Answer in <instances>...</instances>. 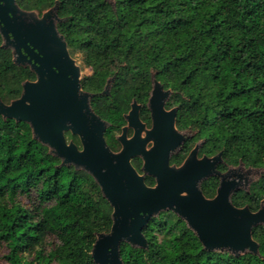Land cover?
Listing matches in <instances>:
<instances>
[{"label": "trees", "instance_id": "trees-1", "mask_svg": "<svg viewBox=\"0 0 264 264\" xmlns=\"http://www.w3.org/2000/svg\"><path fill=\"white\" fill-rule=\"evenodd\" d=\"M39 8L53 0H34ZM59 0L58 25L75 44L83 66L114 68L110 95L91 99L94 111L110 125L104 137L115 149L114 135L124 123L132 97L144 102L149 74L171 75L178 89L177 125L193 124L200 152L231 165L264 168V0ZM84 21V24H79ZM72 55L74 51H70ZM0 47V99L20 94L21 82L33 79ZM104 75L94 73L85 90H102ZM140 117L149 120L142 107ZM79 145L75 135L66 133ZM194 139L172 155L180 162ZM46 146L33 139L27 123L0 116V248L4 264H95L90 249L96 233L107 232L111 207L93 178L73 166L59 165ZM133 164L138 167L139 159ZM220 164V170L225 169ZM147 184L153 183L146 177ZM217 178L202 182L215 193ZM19 196L32 197L28 205ZM235 206L256 210L264 201V172L248 191L233 193ZM147 248L122 242L123 264H264V227L252 237L259 255L234 256L204 249L185 222L171 211L152 217L142 230ZM54 235L57 243H49ZM26 254V255H24Z\"/></svg>", "mask_w": 264, "mask_h": 264}, {"label": "water", "instance_id": "water-1", "mask_svg": "<svg viewBox=\"0 0 264 264\" xmlns=\"http://www.w3.org/2000/svg\"><path fill=\"white\" fill-rule=\"evenodd\" d=\"M107 1L114 6L113 0ZM57 8L55 1L39 14L20 8L16 0H0V47L10 51L16 66L34 74V79L21 82L18 97L8 102L0 99V116L27 123L32 138L46 146L60 160L59 165L85 171L99 186L111 207V225L107 232L96 233L90 249L92 261L123 264L122 242L147 248L142 230L162 211L182 219L204 249L234 256L259 255L252 229L264 227V201L251 210L246 204L235 206L231 197L238 190L248 191L254 181L249 174L261 167H246L239 161L220 171L221 151L199 155L202 140L179 164L171 163L186 134L175 126L176 108L164 106L170 90L163 89L154 77L147 101L151 126L147 128L140 120L139 105L132 100L124 115L126 124L117 136L121 148L112 150L104 138L108 122L92 108L95 94L83 88L80 67L57 28L65 20ZM113 80L114 75L99 94L106 95ZM128 128L133 129L130 137ZM66 132L77 136L80 146L67 140ZM133 157L141 158V172L132 165ZM146 176L153 177V185L146 184ZM209 177L218 178L211 197L201 187Z\"/></svg>", "mask_w": 264, "mask_h": 264}, {"label": "flooded vegetation", "instance_id": "flooded-vegetation-1", "mask_svg": "<svg viewBox=\"0 0 264 264\" xmlns=\"http://www.w3.org/2000/svg\"><path fill=\"white\" fill-rule=\"evenodd\" d=\"M55 1H58V8H59V0H53V2H52V4L51 5H49V6H46V7H43V8H39L36 4H35V1L34 0H31V2L33 3V7L32 8H25V7H23L21 4H20V1L19 0H16V2H17V4H18V6L20 7V8H22V9H25V10H34V11H37L39 14H40V12L43 10V9H46V8H48V7H51L54 3H55ZM58 8H57V14L59 15V13H58ZM59 17H61L60 15H59ZM65 18V20L64 21H61V22H59V23H57V28H58V25L60 24V23H62V22H65V21H67L68 20V17H64ZM58 30H59V28H58ZM59 32H60V30H59ZM61 33V32H60ZM62 34V33H61ZM63 35V34H62ZM64 36V35H63ZM64 38H65V36H64ZM0 40H1V36H0ZM66 40V39H65ZM66 43H67V41H66ZM70 44L68 45V43H67V49H68V51H69V53H70V51H74V50H72L70 47ZM75 52V54H79V52H78V50H77V48H76V51H74ZM74 54V55H75ZM70 55L74 58V55H72L71 53H70ZM75 59V58H74ZM76 61V60H75ZM76 63L79 65V67L81 68V67H84L83 65H82V63H81V60L79 61V62H77L76 61ZM95 67V66H94ZM80 71H81V69H80ZM115 72H116V70L114 69V71H113V73L111 74V75H109V76H105L104 75V82H103V87H102V90L104 89V86H105V84H106V82H107V79H109L111 76H113L114 75V80H115ZM153 72V73H152ZM93 76V75H92ZM167 75H164V76H161V77H157L156 75H155V72L154 71H150V74H149V79H150V86H149V89H148V91H147V98H146V100L142 103V102H137L136 101V99L134 98V97H132L131 98V100L129 101V104H128V109H127V111L126 112H124L123 114H122V118H123V121H124V123L119 127V131L114 135V140L116 141V143H117V148H115V149H112L109 145H108V143H107V141H106V139H105V141H106V143H107V145L112 149V150H114V151H117V150H119L120 148H121V144H120V142L118 141V139H117V136L118 135H120V133H121V129H122V126L123 125H125L126 124V120H125V118H124V115L128 112V110L130 109V104H131V102H132V100H135L136 101V103L139 105V109H138V115H139V118H140V120L142 121V122H144L145 124H146V127L147 128H149L150 126H151V118H150V111H149V109H148V107H147V101H148V97H149V95H150V91H151V89H152V77H154L155 79H157L161 84H162V86H163V89H165V90H170V94H169V96L167 97V99H166V101H165V104H164V106H165V108L166 109H170V108H176V117H175V126L177 127V129L178 130H180L181 132H184L185 134H186V138H185V140H184V142H183V145H182V147H181V149L179 150V152L182 150V148H183V146H184V143H185V141L187 140V139H194L195 138V140H194V142H193V145L190 147V149L194 146V144L195 143H197V142H200L201 140L203 141V139H199V138H196V128L195 129H192V125L193 124H187L186 126H184V127H179L177 124V120H176V118H177V110H178V104L177 103H175L174 102V98H172V96H173V94L177 91V90H172V89H170L169 87H166L165 86V84H164V82L162 81V79L163 78H165ZM88 78V77H87ZM34 79V78H33ZM86 79V78H85ZM84 79V80H85ZM80 80H81V76H80ZM84 80H81V83L84 81ZM114 80L113 81H110V88H109V91H108V93L106 94V96H109L110 95V90H111V87H112V84H113V82H114ZM82 86H83V83H82ZM84 88V87H83ZM101 90V91H102ZM87 91V90H86ZM100 91V92H101ZM100 92H98V93H94L95 95H101V94H99ZM91 93H93V92H91ZM94 95V96H95ZM92 99V98H91ZM142 107H145L146 109H147V111H148V115H149V120L147 121V120H143V119H141V117H140V111H141V109H142ZM100 116V115H99ZM101 117V116H100ZM102 118V117H101ZM103 119V118H102ZM105 120V119H104ZM107 121V120H106ZM108 122V121H107ZM110 125V123L108 122V126ZM107 126V127H108ZM107 129V128H106ZM106 131V130H105ZM66 133H69V132H66ZM66 133H65V137H66ZM132 133H133V129L132 128H128L127 129V137H130L131 135H132ZM70 134V133H69ZM104 134H105V132H104ZM77 137V136H76ZM105 138V137H104ZM66 139L67 140H69V139H71V138H67L66 137ZM79 141V140H78ZM74 142V141H73ZM75 143V142H74ZM203 143V142H202ZM78 145V144H77ZM150 145V144H149ZM202 145V144H201ZM78 146H80V143H79V145ZM190 149L187 151V153L190 151ZM178 152V153H179ZM187 153L184 155V157L187 155ZM177 154V153H176ZM199 155H201V154H205V153H201L200 152V148H199V153H198ZM174 155V154H173ZM172 157V156H171ZM184 157L181 159V161L184 159ZM135 158H137V159H139V161H140V164H139V166L138 167H136L134 164H133V160L135 159ZM180 161V162H181ZM170 162H171V159H170ZM180 162H171V163H176V164H179ZM131 163H132V165L139 171V172H141V170H140V167H141V164H142V160H141V158L140 157H133V158H131ZM220 164H223V165H225L226 167H225V169H223V170H220L219 168H218V165H220ZM220 164H218L217 165V169H219L220 171H225L226 169H227V167H228V165H231V164H227L224 160H223V162L222 163H220ZM146 177H151V176H146ZM146 177H145V179H146ZM153 178V177H152ZM217 178V177H216ZM147 184V183H146ZM154 184V179H153V183L152 184H147V185H153ZM217 185H218V178H217ZM217 187V186H216ZM215 190H216V188H215ZM215 194V193H214ZM260 202V201H259ZM258 206H259V203H258ZM258 208V207H257Z\"/></svg>", "mask_w": 264, "mask_h": 264}, {"label": "rangeland", "instance_id": "rangeland-1", "mask_svg": "<svg viewBox=\"0 0 264 264\" xmlns=\"http://www.w3.org/2000/svg\"><path fill=\"white\" fill-rule=\"evenodd\" d=\"M20 4L25 7V8H32L33 7V3L31 2V0H19ZM79 24H84V21H80ZM1 42V40H0ZM72 50L76 51V46L75 44H70L69 46ZM74 58L77 62L80 61V55L79 54H75ZM81 80H84L87 77H91L94 73H101L105 76H109L113 73L114 68H108V67H94V66H84L81 67ZM162 81L164 82L166 87H169L172 90H177L178 89V84H177V80L175 77L171 76V75H167L165 78L162 79ZM192 129H195V125H192ZM247 167V166H246ZM264 172V168H260L258 170H255L253 172H251L249 174L250 177L253 178V180H257L259 178V176ZM18 201L22 202L25 205L30 204L33 200L32 197H28V196H19L18 197ZM49 243H57V239L54 235H51L48 237ZM2 252L3 250L0 248V264H4L5 260L2 257ZM26 255V254H24Z\"/></svg>", "mask_w": 264, "mask_h": 264}]
</instances>
